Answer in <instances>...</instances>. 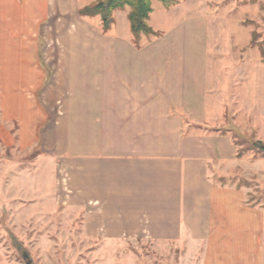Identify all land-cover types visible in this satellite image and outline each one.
I'll return each instance as SVG.
<instances>
[{"label":"crops","instance_id":"1","mask_svg":"<svg viewBox=\"0 0 264 264\" xmlns=\"http://www.w3.org/2000/svg\"><path fill=\"white\" fill-rule=\"evenodd\" d=\"M23 2L36 27L24 47L2 49L0 144L36 153L54 206L90 240L183 244L202 264H264L260 212L212 178L223 147L200 127L223 118L213 122L195 103L208 100L206 65L172 62L170 75V63L156 64L146 79L94 75L87 85L95 94L71 96L72 49L63 41L79 10L70 0Z\"/></svg>","mask_w":264,"mask_h":264},{"label":"rangeland","instance_id":"2","mask_svg":"<svg viewBox=\"0 0 264 264\" xmlns=\"http://www.w3.org/2000/svg\"><path fill=\"white\" fill-rule=\"evenodd\" d=\"M70 1L80 11L98 0ZM175 1L178 4L170 8L152 1L147 24L155 34L142 36L139 43L129 32L127 8L112 13L113 24L106 33L99 17H80L76 12L70 36L63 41L72 49L69 94L94 93L87 85V77L94 75L104 80L146 79L156 64L170 63V75L172 62L206 65L208 100L195 103L198 110L212 115L213 122L219 112L223 118L216 125L207 122L200 127L206 136L219 138L223 147L224 158L214 161L212 178L244 193L246 203L260 212L264 239V154L250 145L264 144V0ZM2 3L0 69L4 70L2 49L24 47L31 40L29 27L36 24L35 11L23 0ZM39 21L33 30L41 34L46 23ZM183 44L191 47H185L184 55ZM35 154L16 147L6 151L0 144V264H202V255L183 244L87 239L79 221L54 206L42 167L33 162ZM9 177L15 181L9 182Z\"/></svg>","mask_w":264,"mask_h":264},{"label":"trees","instance_id":"3","mask_svg":"<svg viewBox=\"0 0 264 264\" xmlns=\"http://www.w3.org/2000/svg\"><path fill=\"white\" fill-rule=\"evenodd\" d=\"M153 0H98L95 3L81 9L79 15L82 17H99L102 29L107 31L112 23V13L117 10L128 9L127 20L129 30L135 42H138L141 36H150L155 33L148 26L147 21L152 13ZM165 8H170L178 4L175 0H156ZM255 37V35H253ZM253 37V38H254ZM251 147L264 154V144L260 141H253Z\"/></svg>","mask_w":264,"mask_h":264}]
</instances>
